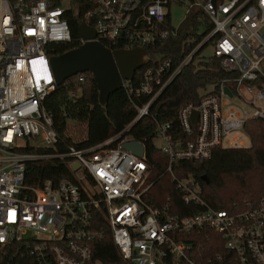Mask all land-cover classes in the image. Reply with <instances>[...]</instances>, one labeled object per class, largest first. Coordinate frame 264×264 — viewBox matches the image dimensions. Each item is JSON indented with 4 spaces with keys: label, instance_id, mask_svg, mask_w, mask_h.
Masks as SVG:
<instances>
[{
    "label": "built area",
    "instance_id": "built-area-1",
    "mask_svg": "<svg viewBox=\"0 0 264 264\" xmlns=\"http://www.w3.org/2000/svg\"><path fill=\"white\" fill-rule=\"evenodd\" d=\"M169 4L0 0V264L11 242L23 249L27 264H102L93 259L92 244L106 232L125 264H199L191 260L193 244L183 234L202 227L220 234L239 264H264V195L228 208L210 206L192 175L173 171L178 160L206 159L217 147L243 146L230 133L244 130L249 119L264 120V0H192L188 12L193 5L201 7L211 27L176 64L157 51L177 33ZM71 11L94 28L93 39L111 49L142 47L150 61L140 67L138 84L128 83L131 79L120 84L130 96L147 97L136 104V115L115 134L89 145L81 139L67 142L43 104L57 85L49 46L86 41L73 34ZM207 43L213 47L210 58L219 61L226 75L210 83L211 90L199 92L198 100L184 102L176 124L156 121L152 138L167 155L166 171L183 201L203 206L182 214L173 212L168 201L155 206L145 198L154 181L145 139L127 131L149 114L163 90ZM74 75L85 78L83 72ZM234 97L245 106L232 102ZM128 139L140 140L143 153L120 147ZM35 159L61 160L69 175L29 185L26 166ZM221 259L218 253L206 264H223Z\"/></svg>",
    "mask_w": 264,
    "mask_h": 264
},
{
    "label": "trees",
    "instance_id": "trees-1",
    "mask_svg": "<svg viewBox=\"0 0 264 264\" xmlns=\"http://www.w3.org/2000/svg\"><path fill=\"white\" fill-rule=\"evenodd\" d=\"M68 16L73 34L78 36L81 17L79 13L72 11ZM202 21L205 23V30L198 33V25ZM210 27L203 9L196 7L188 13L183 26L177 28V33L168 39V44L158 46L157 51L163 57H170L176 64L202 39ZM188 38L192 40L187 41ZM78 45L74 40L72 43H52L49 47L52 55H57ZM195 56L196 54L181 68L151 105L149 114L127 131L133 137L145 139L146 154L151 165L149 177L154 180L145 198L155 206H161L168 201L173 212L182 214L200 210L203 206L183 201L169 171H166L167 155L155 147L152 138L156 121L176 124L177 111L184 102L198 100L200 88L226 75L215 57L196 61ZM141 70L142 68H138L128 83L138 84ZM83 74V81L72 75L56 85L45 97L43 104L52 114L57 132L67 142L81 139V142L89 145L121 130L136 115V104L143 103L147 97L130 96L124 86L120 85L109 93L105 104H102L92 73L84 71ZM71 120L75 124H71ZM243 128L249 136V145L217 147L206 159H183L174 163L173 171L178 176L190 174L194 177L199 183L202 198L210 206L228 208L235 203H242L245 199L255 200L264 195V120L249 119ZM202 174H206L207 180L201 177ZM68 175L69 168L61 160L35 159L27 163L25 182L29 185H40L48 178L56 181ZM183 235L185 240L193 244L191 260L206 264L208 257L220 253V263L239 264L235 254L226 248L224 239L213 229L195 228ZM92 246L93 259L100 260L102 264H125L109 233L106 232L102 239L95 240ZM28 259L19 244L11 242L3 253L1 264H27ZM181 264L190 263L182 260Z\"/></svg>",
    "mask_w": 264,
    "mask_h": 264
},
{
    "label": "water",
    "instance_id": "water-1",
    "mask_svg": "<svg viewBox=\"0 0 264 264\" xmlns=\"http://www.w3.org/2000/svg\"><path fill=\"white\" fill-rule=\"evenodd\" d=\"M78 28L86 41L50 57L55 82L58 85L78 72L90 71L98 88L99 101L105 104L109 93L120 86L123 79H132L135 71L148 62V53L142 47L111 49L93 39L95 30L92 26L81 22ZM120 147L137 154L144 150L138 139L123 141ZM77 165L75 162L72 167ZM201 177L207 180L206 174Z\"/></svg>",
    "mask_w": 264,
    "mask_h": 264
},
{
    "label": "rangeland",
    "instance_id": "rangeland-1",
    "mask_svg": "<svg viewBox=\"0 0 264 264\" xmlns=\"http://www.w3.org/2000/svg\"><path fill=\"white\" fill-rule=\"evenodd\" d=\"M189 5H192V0H170V4H169V14H170V21L171 24L178 28L183 26V23L186 20V17L188 15V11H189ZM197 5H193L194 9ZM167 8V6H166ZM205 23L202 21L199 25H198V29L197 32L198 33H202L205 29ZM192 40V38H188L187 41ZM213 53V47L211 45V43H207L205 44L197 53L195 56L196 61L197 60H208L210 59V56ZM212 89V85L208 84L205 88H200L199 92L200 93H204L205 91L211 90ZM232 102H234L235 104H237L239 107L245 106V104L237 99L236 97L230 99ZM71 124H75V121L71 120ZM231 136H238L242 141H243V146H247L250 144V139L249 136L247 134V132H245L244 130H233L230 133ZM21 141L23 140V138L20 139Z\"/></svg>",
    "mask_w": 264,
    "mask_h": 264
}]
</instances>
